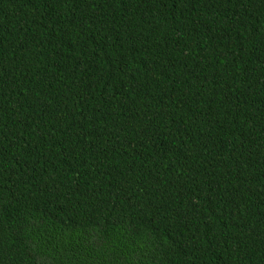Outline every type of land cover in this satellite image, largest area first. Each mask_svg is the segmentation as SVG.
I'll list each match as a JSON object with an SVG mask.
<instances>
[{"label":"trees","instance_id":"obj_1","mask_svg":"<svg viewBox=\"0 0 264 264\" xmlns=\"http://www.w3.org/2000/svg\"><path fill=\"white\" fill-rule=\"evenodd\" d=\"M0 264H264V0H0Z\"/></svg>","mask_w":264,"mask_h":264}]
</instances>
